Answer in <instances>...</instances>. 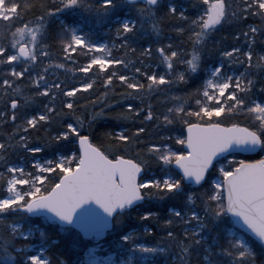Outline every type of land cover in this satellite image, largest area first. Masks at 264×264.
Returning a JSON list of instances; mask_svg holds the SVG:
<instances>
[{
    "label": "snow or ice",
    "instance_id": "obj_1",
    "mask_svg": "<svg viewBox=\"0 0 264 264\" xmlns=\"http://www.w3.org/2000/svg\"><path fill=\"white\" fill-rule=\"evenodd\" d=\"M188 2L55 0L41 4L40 14L25 20L22 13L36 7L30 0H0V21L5 24L0 30V84L7 97L0 109V123L15 126L11 133L0 136V264H52L47 256L51 237L46 229L33 224L34 217L43 218L45 224H59L69 235L73 229L82 232L86 264H160L159 254L165 252L177 253L176 264H191L193 254L200 264H264V155L256 160L237 159L241 153H264V83L257 79L258 74L264 75V53L254 50L258 38L264 37V0H193L195 16L185 14ZM62 16L78 18L73 23L60 22L65 60L71 61L78 50L85 56L91 53L87 63L74 71L87 75L97 69L106 77V88L112 87L116 77L115 72L109 74L111 68H127L128 64L113 57L106 43L92 39L96 28L115 25L116 36L123 40L121 46L127 47L138 25L143 28L151 22V31L160 37L163 20L181 22L183 26L176 31L188 34L190 51L158 40L157 70L149 71L141 61L144 71L134 67L130 75L117 77L126 86L121 94L126 111L115 117L142 116L143 121H155V127L178 135L148 142L135 158L117 153H125L122 145L140 142L146 132L143 126H137L132 136L126 130L105 133L112 144L94 143L97 137L91 125L95 117H87L86 128V118L76 115L75 98L93 89L96 81L66 84L57 74L65 63L51 60L50 45L45 43L50 22ZM251 18L262 24H249L246 30L233 33L234 40L243 38L247 50L237 44L220 47L215 36L221 27ZM86 26L89 31L84 30ZM214 50L220 58L209 64L206 55L211 57ZM142 55L153 56L152 44ZM159 65L165 66L164 71H159ZM233 65L244 70L237 74L231 70ZM25 78L31 94H25L20 85ZM194 79L201 82L192 92L165 96L171 107L157 113L152 104H144L145 95L150 99L154 92L178 90ZM257 83L258 95L253 91ZM58 97L63 98L60 109L56 107ZM41 98L48 103L17 123L21 108L28 109ZM102 98L93 103L110 99L107 92ZM238 113L251 119L246 123L232 120ZM60 116L66 119L55 134L44 143L30 142V130ZM66 144L74 150L62 148ZM49 148L53 155L67 154L35 158ZM20 151L33 154L31 170L11 159ZM153 164L157 170L149 175ZM141 201L176 202L164 219L163 246H152L144 239V234L151 236L154 225L145 227L143 233L130 230L125 214ZM154 218L161 219L147 209L139 215L142 223ZM177 225L182 226L181 232L174 230ZM109 234L111 239L101 243ZM34 239L38 242L33 243ZM57 264L69 262L58 257Z\"/></svg>",
    "mask_w": 264,
    "mask_h": 264
},
{
    "label": "trees",
    "instance_id": "obj_2",
    "mask_svg": "<svg viewBox=\"0 0 264 264\" xmlns=\"http://www.w3.org/2000/svg\"><path fill=\"white\" fill-rule=\"evenodd\" d=\"M23 2V0H21ZM32 4L36 7L28 12H23L22 15L24 16L25 20H32L34 16L39 15L41 8V4H51L54 3L55 0H30ZM88 3H92L93 0H87ZM195 3H198L199 0H194ZM193 0H189L188 3L185 4L186 8V15L188 16H195L197 14V10L192 7ZM127 11V9H125ZM85 15H87L85 13ZM133 18H135V13H133ZM62 19H67L68 23H73L78 18L75 17H60L57 19H53L50 22V27L47 33V39L45 43L50 45L48 49L51 53V60L57 63H65L66 67L64 69L58 70L59 78L64 81L66 84L69 85H78L79 83L83 82L84 80L92 81L95 80L96 84L95 87L89 90L87 93H78L77 97L75 98V103L77 105L76 115H80L85 117V127H88L89 121L87 117L94 116V120L92 121L91 131H94L96 134V139H94V143H103L105 145L112 144V141L109 137H106L105 133H118L121 130H126L127 134L132 136L136 130L137 126H143L146 128V132L141 135L140 142H136L133 140L131 144L122 145L126 149L125 153H117V154H125L126 158H135L137 152L141 151L145 144L150 141H158L160 136L164 135H178L179 133L176 131L168 132L163 129L155 127V121L153 122H146L143 121V117H134L131 119L120 120L116 119L115 117L119 113H123L126 111V103L121 98V94L126 91V86H123L119 80L118 76L123 75H130L134 70V67H141L142 71H144L143 65H148L149 71H155L157 64L159 63V56L155 53V48L159 46V42L163 44L172 43L173 45H177L180 47L187 48L190 51V45L187 43V33H179L176 31L177 27L183 26L180 21L173 18H168L163 20L162 27L163 32L160 37H157L155 33L151 31V22H146L143 24V28H140L138 25V30L136 33L132 34L128 38V46L122 47L123 40L121 37H117L115 33V25H112L111 28L109 25H104L103 27L96 28L95 35L97 36H104L108 38L109 41L112 43V56L116 58H122L128 64L127 68L123 66L117 65L113 66L109 72L116 73V77H114V82L111 88H106L104 86V79L106 78L103 74L99 73L97 69H93L89 74L85 75L79 72L74 71L77 67L83 66L87 63V59L92 55L89 53L85 56L84 52L78 50L77 54H73L72 60L68 61L65 60L64 54L61 50V36L59 35L60 32V22ZM19 21H16V25L19 26ZM249 24H256L261 25L262 22L258 18H251L243 23H233L231 25L225 24L220 30L216 33L215 39L220 40V47L223 49L230 48L232 45H244V40L241 38L240 41H236L233 39V33L240 30H246L247 25ZM5 27L4 22L0 21V30ZM85 29L89 30V27H85ZM14 30V29H13ZM2 35V33H0ZM226 37L225 39H222ZM264 37H259L257 43L255 45V52L257 53H264ZM148 44H152L153 47V56L148 58L144 55L143 49L148 46ZM212 47V45H209ZM245 50L246 45H244ZM135 49V52H132L131 49ZM220 58L219 52L215 50L212 52L211 57L206 55V60L210 61L215 59L218 60ZM143 61V65L141 64ZM131 62V63H129ZM237 68V71H243L244 68L240 65H234ZM165 66L159 65V71H164ZM2 74V73H0ZM202 78V75H201ZM257 79L260 83H264V75L258 74ZM145 84L147 83L146 79L142 80ZM201 82V79H194L190 80L188 85H180L178 90L174 91H167L165 90L164 93H152L151 98L149 99L147 95L144 96V104H152L154 106V111L157 113L163 111L166 107H171L172 103H165V96H180L185 95L186 93L192 92ZM260 83L256 84V88L253 90L254 93H257V89L260 87ZM20 85L23 87L25 94H31V88L29 86V82L27 78L23 79L20 82ZM107 92L110 99L106 101L94 104L93 101L96 100L98 97L102 98V94ZM62 97H58L56 101L57 109L62 107L61 100ZM7 97L4 95V89L2 84H0V109L4 107L6 103ZM45 103H48L47 99H37L35 104L31 105L28 109H24L23 107L17 113L20 117V120L17 123H20L21 120L25 118L26 115L33 114L34 108L37 106H41ZM136 104L139 105V101H135ZM110 105V107H106L105 105ZM142 106V105H141ZM101 115H96V113L101 112ZM66 119V117H54L51 124H44L43 127L38 128L37 130H30L28 135L30 137V142L36 143H44L50 134H55L56 130L62 127L61 121ZM232 120L238 121L241 123H246L251 119V117L243 114L238 113L236 116L231 117ZM15 126L11 123L4 125L0 123V136H6L12 132ZM176 128H180V125L177 124ZM39 138V140H37ZM72 147L74 150V146L71 144H66L62 146V148ZM60 154H67L62 152H57L53 155V150L51 148L46 149L44 154H35V156H39L43 159H54L56 156ZM264 153H259L253 156H242L238 155L237 158L240 159H247V160H254L259 159ZM33 154L25 153L20 151L19 153H13L11 159L14 162H27ZM19 157H25L26 159L20 160ZM30 168V167H29ZM28 169V166H27ZM31 169V168H30ZM157 170L155 164L152 165V169L149 172V175L153 174ZM207 187V185L205 186ZM203 191V190H201ZM175 201H167V202H158L153 201L152 203L148 202H140L137 204L133 209L129 210L125 214V218L127 219L130 230H136L137 232L143 233V230L148 225H154V230L151 236L148 234H144V239H146L152 246L156 244H161L163 246L164 242L166 241V230L164 225V219L168 218L169 209L175 204ZM151 210L157 214V216L161 217V219H152L147 223H142L139 221V215L143 213V211ZM203 214V213H201ZM33 224L35 225H42L44 229L49 233L51 240L49 241V249L48 253L52 258L53 263H57V258L66 260L69 264H78V261L81 258V253L84 248V245L81 243V239L83 236L75 229H73V235H69L65 232L63 228L60 227L59 224H45L39 217L33 218ZM28 225H25L27 227ZM176 232L182 231V226H175L174 229ZM79 233L77 237L75 234ZM111 239V235H106L105 238L101 241V243L106 244L108 240ZM176 255L177 253H161L159 254V261L164 262L166 264H176ZM191 264H200L199 259L197 258L196 254L192 255ZM259 264V261H257Z\"/></svg>",
    "mask_w": 264,
    "mask_h": 264
},
{
    "label": "rangeland",
    "instance_id": "obj_3",
    "mask_svg": "<svg viewBox=\"0 0 264 264\" xmlns=\"http://www.w3.org/2000/svg\"><path fill=\"white\" fill-rule=\"evenodd\" d=\"M85 31H89L88 29H84ZM92 39H94V40H97V41H100V42H103V43H106L107 45H108V47L112 50V43H111V41H109L108 40V38H105L104 36H97V35H94L93 37H92ZM111 54H112V51H111ZM232 71H236L237 72V74H238V72L239 71H237V68L233 65L232 66V69H231ZM32 158H33V156H31L30 157V159L27 161V162H25V161H22V162H19V163H22V164H25V166H26V170H31L29 167H30V164H31V162H32ZM35 158L36 159H42L41 157H39V156H35ZM237 159H240V158H237ZM27 166H28V169H27ZM42 221H43V218H41V217H39ZM44 222V221H43ZM41 228H43V226L42 225H39ZM33 243H37L38 241L37 240H33L32 241ZM88 246H92L91 244H89ZM49 245H48V249H49ZM85 252H86V248L84 247L83 248V250H82V253H81V258H80V260L78 261V264H86V261H87V256L85 255ZM47 256L49 257V259L51 260V262H52V264H57V263H53V261H52V258H51V256L49 255V253L47 252ZM160 264H166V263H164V262H160Z\"/></svg>",
    "mask_w": 264,
    "mask_h": 264
},
{
    "label": "water",
    "instance_id": "obj_4",
    "mask_svg": "<svg viewBox=\"0 0 264 264\" xmlns=\"http://www.w3.org/2000/svg\"><path fill=\"white\" fill-rule=\"evenodd\" d=\"M241 155H243V156H253V155H257V153H241ZM254 160H256V159H254ZM142 202V201H141ZM140 202H138L137 204H139ZM75 230H77V229H75ZM78 232H80L79 230H77ZM81 234H82V236H83V233L82 232H80ZM90 239V238H89Z\"/></svg>",
    "mask_w": 264,
    "mask_h": 264
}]
</instances>
